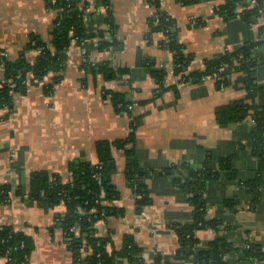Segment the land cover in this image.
Returning a JSON list of instances; mask_svg holds the SVG:
<instances>
[{"label": "crops", "instance_id": "obj_1", "mask_svg": "<svg viewBox=\"0 0 264 264\" xmlns=\"http://www.w3.org/2000/svg\"><path fill=\"white\" fill-rule=\"evenodd\" d=\"M82 2L90 6L88 31L103 29L112 37L103 22V2ZM160 2L163 13L177 24L179 42L193 55L189 71L202 69L207 58L246 46L250 55L240 58L250 62L249 68L224 71L222 83L215 75L200 82H180L171 71L173 52L161 45L164 36L157 33L149 38L156 6L148 0H111L118 45L101 50L100 35L72 42L62 79L52 91L46 90V84L52 83L54 73L41 80L31 74L26 93L13 92L10 106L0 105V226L12 225L34 238L29 264L75 263L66 233L58 224L66 204H51L43 191L32 195V181L41 175L71 182L72 163L99 162L98 140L130 135L132 117L117 109L106 94L110 90L125 93L131 114L140 117L134 146L151 202L140 208L134 185L125 174L124 150L113 148V181L119 196L109 204L117 212L97 222L99 233L113 234L117 248L126 234H133L144 250L145 264L172 260L180 246L172 226L191 222L194 209L190 192L176 178L186 176L187 168L208 169L217 175L204 189L206 218L219 226L199 231L195 249L221 239L234 247L225 255L227 264H264V144L259 150L255 137L259 118L264 117V18L250 23L242 16L227 20L217 12L225 0ZM56 16L47 0H0V51L16 59L32 34L50 41ZM37 54L27 51V58L34 63ZM100 63L110 68L107 76L99 71ZM95 66L97 72H93ZM160 69L170 71L165 82L175 84L177 90L169 88L155 97L159 83L154 71ZM234 102L248 109V115L220 124L217 109ZM259 180V186L251 187ZM3 186L10 189L4 197ZM251 245L260 256H246ZM7 262L0 256V264Z\"/></svg>", "mask_w": 264, "mask_h": 264}, {"label": "trees", "instance_id": "obj_2", "mask_svg": "<svg viewBox=\"0 0 264 264\" xmlns=\"http://www.w3.org/2000/svg\"><path fill=\"white\" fill-rule=\"evenodd\" d=\"M50 7L57 11L51 30V40L46 41L37 34L30 36L29 42L20 56L16 59H9L0 51V69L3 72V80L0 78V105L10 106L12 103V93L24 94L27 91L26 80L33 75L36 79H43L45 75L54 73L53 81L46 84V90L52 91L54 84L62 79L61 73L65 69V56L72 42H85L96 35H100V49H109L118 45L117 24L109 4L111 0H101L106 6V16L103 18L104 24L108 26L112 37H107L103 29L96 32L88 31L86 12V2L82 0H47ZM156 6L158 13L150 19L151 33L162 34L164 38L161 45L173 52L174 74L180 82H200L207 76L215 75L218 83L226 81L224 71L236 72L248 69L250 62L240 58L250 55V47L233 53L225 52L221 56L207 58L204 66L200 70L188 69L193 55L186 52V47L178 40V28L175 20L169 15L161 12L160 0H148ZM259 2L258 7L249 8L251 0H225L217 7V12L225 19L242 16L247 22L264 18V0ZM184 4H192L197 0H181ZM243 6L246 9L238 14L235 10ZM261 7L263 10L261 11ZM262 32L264 25L261 26ZM40 50V51H39ZM27 51H39L36 61L32 63L27 58ZM88 60L84 62L86 66ZM99 71L108 75L111 71L107 64H98ZM96 66L93 72H97ZM168 69L154 71V78L159 83L155 97L164 90L176 89L175 84L167 85L166 78ZM32 74V75H31ZM221 77V78H220ZM177 90V89H176ZM115 106L120 112L127 111L132 117L131 131L127 138L115 141L98 140L96 143L99 162L80 161L72 163L71 168L74 177L71 182H63L56 176L54 178L37 176L32 181L34 196L39 192L44 193L51 204L64 202L67 211L60 216L58 224L62 225L68 238V246L75 257L74 264H145L144 250L137 243L133 234H126L123 245L119 248L114 246L113 234L101 235L96 226L97 222L107 218L117 212L115 206L109 204L113 199L118 198L119 191L113 181L115 167L111 166L113 160V148L124 150L126 156L125 174L127 179L134 185L137 201L140 208L151 202L145 183V172L137 159L135 150L137 122L139 116L131 114L129 107L131 101L126 100V94L121 92L107 91ZM147 100L139 101L140 104ZM248 115V109L237 105V102L220 106L216 111L217 120L220 124H226L230 120H241ZM256 144H264V117L259 118L257 130L255 132ZM264 155V153H263ZM262 155V156H263ZM264 164V156L262 157ZM264 169V165H262ZM186 176L176 178V181L186 188L190 194V201L194 207L193 220L189 223L174 224L172 227L178 234L180 246L172 260H164L163 264H227L225 255L234 247L221 239L209 242L207 248L196 250L199 243L197 233L209 228H217L218 222L214 219L206 218V204L203 200L206 183L217 173L208 169L199 171L187 168ZM261 179V178H260ZM262 180V179H261ZM261 180L253 182L251 187H257ZM2 196H7L10 192L8 186H3ZM78 229V232L77 230ZM35 241L31 235L24 231L16 230L12 225L0 226V256L6 257L7 264H29ZM258 248L254 245L246 249L247 257H257ZM260 256V255H259ZM161 260V256L158 258ZM158 261V260H157Z\"/></svg>", "mask_w": 264, "mask_h": 264}, {"label": "built area", "instance_id": "obj_3", "mask_svg": "<svg viewBox=\"0 0 264 264\" xmlns=\"http://www.w3.org/2000/svg\"><path fill=\"white\" fill-rule=\"evenodd\" d=\"M55 1V0H54ZM258 6H260L259 5V2L258 1H256V0H251V3H250V5L248 6L249 8H256V7H258ZM246 8L245 7H243V6H239L235 11L238 13V14H241L244 10H245ZM261 11L263 10V8L261 7V9H260ZM88 11H90V6H88L87 8H86V12H88ZM264 25V19H263V23H262V26ZM262 36H263V39H264V31L262 32ZM40 51V50H39ZM38 51V52H39ZM171 71L173 72V69H171ZM132 106V105H131ZM131 106H129L130 108H132ZM77 230V232H78V229H76Z\"/></svg>", "mask_w": 264, "mask_h": 264}, {"label": "water", "instance_id": "obj_4", "mask_svg": "<svg viewBox=\"0 0 264 264\" xmlns=\"http://www.w3.org/2000/svg\"><path fill=\"white\" fill-rule=\"evenodd\" d=\"M110 164H111V166H114V161H111Z\"/></svg>", "mask_w": 264, "mask_h": 264}, {"label": "rangeland", "instance_id": "obj_5", "mask_svg": "<svg viewBox=\"0 0 264 264\" xmlns=\"http://www.w3.org/2000/svg\"><path fill=\"white\" fill-rule=\"evenodd\" d=\"M160 10H161V12H164V10H163L162 8H161ZM157 12H158V11H157Z\"/></svg>", "mask_w": 264, "mask_h": 264}]
</instances>
